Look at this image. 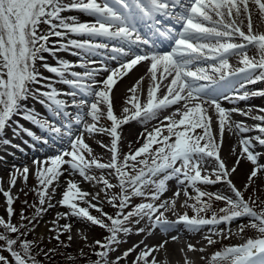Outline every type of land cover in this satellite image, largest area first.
Segmentation results:
<instances>
[{
	"label": "snow or ice",
	"instance_id": "6c2138e0",
	"mask_svg": "<svg viewBox=\"0 0 264 264\" xmlns=\"http://www.w3.org/2000/svg\"><path fill=\"white\" fill-rule=\"evenodd\" d=\"M72 10L94 17V22H81L76 17L62 15ZM157 16L174 19L180 25L179 30L166 27L163 30L158 28L154 33L173 42L170 50H151L156 48L155 41L143 39L137 28L140 20L155 19ZM254 17L257 19L255 24ZM155 22L160 23L159 20ZM41 24L47 25V29H41ZM259 24H264V0H71L67 4L64 0H0V134L4 133L13 117L19 115L39 126L45 135L35 136L18 121L17 132L23 131L43 145H49L50 141L51 146L60 145L56 154L43 161H34L38 165L39 203L33 205L35 214L32 218L24 216L22 212L21 219L27 220L28 225L34 228L33 221L54 206L53 199L61 177H68L63 181L65 187L58 201L67 211L57 213L49 231L54 232V239L60 241L61 235L72 228L70 223L61 225L60 220L70 218L86 220L106 228L110 235L104 242H94L100 250L95 253L99 259L92 264H108L107 257L113 250L112 245L120 242L119 233L131 231L126 225L134 216L139 218L135 223L147 217L152 221V227H160L164 231L178 223H183L190 231L212 226L209 228L211 234L205 237L208 245L216 243L212 236L227 239L233 235L230 227L218 229V225H230L237 218L248 216L251 218L250 224L241 225L237 234L243 233L245 227H251L258 235L247 238L243 243L217 250L209 258V264H264V208L257 211L252 206L255 201L251 197L245 200L243 192L230 178V174L237 171L245 157L254 166L245 188L249 187L258 173L264 171V164L258 163L260 153L255 151L257 144L264 146V114L252 115V108L226 109L221 103V100L234 103L246 101L250 96H264V90L242 91L249 84L264 81V31L258 30ZM70 36L85 38L73 39ZM53 37L57 39L53 40ZM109 41L113 43L109 44ZM141 45H151V49L141 53L138 51ZM249 47L257 50L258 58L248 55ZM60 51L71 52L80 59L74 62L64 60L58 56ZM45 53L55 58L54 64L48 63ZM232 55L240 57L242 66L233 68L229 63V56ZM98 56L103 59L96 67L97 61L92 58ZM105 60L119 63L116 68H109ZM143 61L150 64L148 71L151 83L147 100L142 104L136 95L137 87L133 86L129 90L133 95L125 101L131 108L124 107L122 115H117L114 111V86ZM37 62L40 67L55 74V78L63 84L70 85L72 90L57 89L52 83L53 78L39 71ZM76 67L85 70L73 71ZM102 72L108 75L98 81L96 77ZM161 89H164L163 95H157ZM63 95L71 96V106L77 109L74 119L66 124L50 123L46 119L42 122L43 118L29 111L24 104V101L34 98L41 104H47L55 117L65 118L69 116L66 111L69 105L60 98ZM77 96L80 98L77 99ZM101 105H106V112ZM172 106H176L173 114L164 117L167 123L142 135V145L124 155L121 162V136L118 131L121 126L130 120L148 122ZM256 111L264 113V108ZM233 113L250 117L259 123L250 127L244 122L233 121ZM213 114L219 128V143L212 131ZM105 115L111 122L110 127H97ZM86 116L91 117L92 123L85 120ZM73 124H83V129L73 132ZM226 127L241 136L240 154L230 169L220 155ZM165 131L167 134H164ZM253 131L260 135H241ZM85 132L110 135V162L102 163L92 155V148L84 140ZM66 137L68 148L63 146ZM0 142L10 144L7 139ZM153 145L156 147L153 148ZM210 164L215 179L208 174L202 175V170H206ZM129 167L132 171L127 170ZM93 168L113 170L119 193L108 196V191L117 185L110 183L104 175H90ZM15 172L27 181V166L22 171L16 168ZM69 173H78L85 180L103 184L102 191L108 203L118 209L115 216L93 203L100 198V193L93 195L84 191L68 176ZM173 179L183 187L188 200L196 202L191 205L188 200L184 202V206L196 212L195 216L189 217L184 213L175 221L169 220L165 212L175 209V199L155 203L167 190V182ZM222 181L229 185L234 197L206 192L197 187L198 184ZM16 182L17 175L11 174L9 189L6 191L0 186V193L6 198L8 217L7 220L0 217V226L5 230L0 233V241L4 242L0 245V252L7 251L12 264H38L32 252L34 241L8 235H27V231H21L26 225L17 226L11 221L14 214L11 188L15 187ZM149 186L154 189L150 194L145 192ZM189 187L195 196L189 194ZM179 195L180 188L174 193L176 197ZM134 196L146 197L150 202L139 203L125 213ZM212 200L224 202V207L219 208L218 212L212 210ZM46 204L47 207H44ZM90 209L101 213V217L92 215ZM209 211L210 217L201 215ZM102 217H106L110 224ZM138 231L143 232L144 229ZM68 240H72L71 235ZM166 243L154 247L145 245L132 264H140L141 261L143 264H158L152 253L163 249ZM17 245L20 251L14 247ZM188 250L204 251L192 244H188ZM133 251V248L128 249L123 257H128ZM54 252L55 249H49L44 255ZM120 259L117 257V262ZM0 264H10L8 257L0 254ZM185 264L191 262L186 259Z\"/></svg>",
	"mask_w": 264,
	"mask_h": 264
},
{
	"label": "rangeland",
	"instance_id": "374dc122",
	"mask_svg": "<svg viewBox=\"0 0 264 264\" xmlns=\"http://www.w3.org/2000/svg\"><path fill=\"white\" fill-rule=\"evenodd\" d=\"M41 29L46 30L47 25L41 24ZM138 72H134L130 75V80L136 75ZM258 91V90H255ZM261 101L264 103V97L261 98ZM224 108V105H222ZM230 107H228L229 109ZM169 109V108H168ZM104 110V109H102ZM259 114L258 112H256ZM212 114V113H211ZM264 114V113H260ZM213 119L216 121V117L213 114ZM248 119V118H246ZM104 121L102 123L97 124V126L100 127H110V121L106 119V115L104 116ZM88 123H92V120H86ZM239 121V120H238ZM143 127L140 132H138L137 136L133 138L132 141L125 142L122 146H119V155H120V161H123V156L128 154L130 151H134L136 148L140 147L144 140L142 139V135H145L146 132L152 131L155 127L157 126H162V124H166L167 122H164L162 120L156 122V124H152L151 122H143ZM248 126H252L256 123H259L258 121L255 120H248L244 122ZM198 132L200 131L199 129L197 130ZM214 135L217 138V142L219 143V128L218 132L215 130H212ZM164 134H167L166 131ZM257 135H260L259 133ZM256 136V135H255ZM249 137H254V136H249ZM84 140L85 142L92 148V155L97 157L100 162L102 163H108L110 162L111 159V152L109 151L110 147H107L105 144H102V140L100 137L96 136H89L84 135ZM101 140V141H100ZM66 141V142H65ZM64 141L65 145L68 142L66 139ZM92 141V142H91ZM98 144V145H97ZM257 149L255 148L256 152H259L261 156H259L258 163L264 164V146L256 145ZM66 148L69 147V144L65 146ZM156 145H153V148H155ZM59 148V147H58ZM235 151L233 149L227 148L226 147V142L225 139L223 138V142L220 148V155L221 158L225 161L226 166L230 169L231 167L234 166L237 157L240 154V147H234ZM57 150L54 152H50L44 156H42L41 161L45 160V158L52 156L56 154ZM38 156L34 158L33 160H29L28 162L25 163V165H20V170L27 166L30 169V172L28 173V178L27 181L25 182L24 178L22 175L19 173H16L17 175V182L16 185L17 187H14V191L12 192V196L14 198L13 202V209H14V214L11 217V221L13 224L20 226L21 224H24L27 222V220H22L21 219V213L23 212V215L29 218H32L34 214H30L28 216V211L32 208L33 202H35L37 205L39 203V196H38V191L40 189V186L38 188V191H35L36 186L38 184V180L36 177V171H37V164H34V161L38 160ZM131 164V162H129ZM254 166L251 164L250 161L246 159L241 160V163L239 167L237 168V171L235 173L230 174V178L235 184V186L243 192L245 200H249L251 197V200L255 201V204L252 205L257 211H259L260 208H264V171L258 173V176L253 178V181L250 183L249 187L245 188V184L249 183L248 181V176ZM128 171H132V169L129 167L127 169ZM208 174L211 176L212 179H215V176L212 174V165L210 164L206 170H202V175ZM72 173H69V176H71ZM90 175H94L99 177L100 175H104L105 178L109 180L110 183L113 185H117V187H114L113 189L108 191V196H111L113 194L119 193L120 189L118 187V180L115 176V173L113 170L109 169H96L93 168L90 172ZM90 186H92V190L94 189V195L96 193H100V198L98 200H94L93 203L98 204L104 212L108 213L109 215L115 216V213L118 211V209L114 208L111 204L108 203L107 197L105 196V193L102 191L103 189V184H97L95 181H89ZM10 184L6 186V191L9 189ZM197 187H199L201 190L210 192V193H219L222 195L226 196H232L234 197V193L231 191L229 185L226 182H217L215 184H198ZM180 188V195L178 197L174 196V193L177 191V189ZM154 189L152 186L150 188H146L145 192L146 193H151ZM12 191V188H11ZM88 192V191H86ZM188 192L190 195L195 196V192L191 187L188 188ZM29 193L28 196L26 194ZM26 196V200L23 199ZM175 199L176 205L174 210H169V212H172V215L174 216L173 219H177L179 215H182L184 213H187L189 217L195 216L196 212L191 208V207H186L184 206L185 200H188V197L184 195L183 192V187L177 184V181L175 179L169 180L167 182V190L163 192L160 195V198L155 201L156 204H161L164 201H172ZM205 200L207 197L204 198ZM251 200L249 201L251 203ZM179 201V202H178ZM27 202V203H25ZM144 202H150L146 197H132L130 204L128 207L125 209V213L131 211L135 205L139 203H144ZM178 202V203H177ZM193 203H196L194 200H188V204L191 205ZM212 205L213 208L212 210L217 211L219 208L224 207V202L222 201H215L212 200ZM47 204L44 206L46 207ZM2 207V208H1ZM6 198L2 195H0V217H4L6 220L8 219L7 213H6ZM5 210V211H4ZM62 211L65 212L67 211L66 208L62 207ZM163 211V209H161ZM90 212L92 215L95 216H100L101 213L97 212L95 209H90ZM44 214V213H43ZM43 214L38 218V220H34V228H29V234L31 236V240L35 242L32 252L36 257V260L38 261V264H78L81 261V257L85 256L82 260V264H92L93 261L99 259L95 255L96 251H99V246L96 245L94 242L96 240H100L102 242L106 241V238L110 235V233L107 230H103L102 227L98 225H94L91 222H88L86 220H80L77 218H70L69 223L72 225L71 231L70 232H64L61 237L60 241L63 242V244L60 241H57L54 239L55 233L50 232L48 229V232L45 235L39 234L37 231V224L40 220V218L43 216ZM203 216L210 217L211 216V211L207 213H201ZM106 218V217H105ZM139 219L138 217H132L128 224L126 225L131 229L130 232L128 233H119V243L113 244L112 245V251L109 252L107 261L108 264H128V260L132 252L129 254L128 257L124 258L123 253L127 251L130 248L134 249V255L135 251L137 250V246L141 243V241L146 240L147 238H150V240H153L151 237V234L153 231H155V227H152V221H150L147 217L140 219V223H135V221ZM107 220V219H105ZM251 221V218L248 216H243L237 218L235 221H233L230 225H225V224H220L217 226L218 229H227L228 227L231 228L233 235H231L227 239H222L219 236H212L214 240H216V243L213 245H208L206 239L203 241V243H199L197 239L194 237H190L187 235V233H193L195 231H190L184 224L181 225V231H183L185 234L182 235L185 237V239H182V244L178 245L176 243H171L167 242L168 244L171 243L174 245V249L176 251L178 250V255L179 257L175 258L173 256H170V252L165 248L160 249L159 251L153 252L152 255L158 259V264L161 262L162 264H185V260L187 259L188 261L191 262V264H197V259L199 258L198 254H195L196 251H189L188 250V244H192V242L197 243L201 248H206L207 253L204 255L205 261L207 264H209V258L211 255L216 252L217 250H221L225 246L229 245H235L239 243H243L244 240H246L249 237H256L258 235L257 231L251 227H245V230L243 233L237 234L239 227L241 225H249ZM110 224V221H107ZM212 226H203L200 230H203L204 232H209L207 236H209L211 233L209 231V228ZM52 228V227H49ZM139 229H144L143 232L138 231ZM79 230V231H78ZM101 231H107L104 234L100 233ZM5 230L3 229L2 226H0V233H4ZM8 235L11 238H18V234L15 233H8ZM72 236V240H68V236ZM86 237V239H85ZM237 237V238H236ZM162 240L161 243L165 242ZM4 244L3 241H0V245ZM68 245L66 248L67 250L63 251H56L55 254L57 255L56 261L55 257L51 256V261L47 260L50 255L45 256L44 253L48 252L49 249L58 248L64 245ZM221 244V245H220ZM61 245V246H60ZM166 245V244H165ZM193 245V244H192ZM156 245H152L151 247H154ZM17 251H20L19 246H14ZM165 247V246H164ZM144 247L142 250H144ZM62 249V248H61ZM81 250L83 254L81 253ZM209 250V251H208ZM38 251V252H37ZM140 252V250H137V255ZM167 252V253H166ZM0 254L4 255L5 257H8L10 264H12V258L10 254L7 251L0 252ZM59 254V255H58ZM69 256L67 257V255ZM170 254V255H169ZM136 255V256H137ZM197 255V256H196ZM136 256L134 259H136ZM170 256V257H169ZM71 257V259L69 258ZM121 257V259L117 262L116 258ZM172 257V258H171ZM151 259V257L149 258ZM170 259V261H169ZM131 264V263H129ZM140 264H143L141 261Z\"/></svg>",
	"mask_w": 264,
	"mask_h": 264
},
{
	"label": "bare ground",
	"instance_id": "6f19581e",
	"mask_svg": "<svg viewBox=\"0 0 264 264\" xmlns=\"http://www.w3.org/2000/svg\"><path fill=\"white\" fill-rule=\"evenodd\" d=\"M64 2L66 4L71 3V0H64ZM62 15L63 16L76 17L81 22H84V21L94 22V17H92L88 14L76 11V10L65 11L64 13H62ZM147 20H149V19L145 18L142 21H139V23L137 24V28L139 29V31L142 30V24H144ZM255 23H257L256 17H254V24ZM258 30L264 31V24H259ZM245 31H246V28H245ZM70 38L84 39L85 37L70 36ZM52 39L55 40L57 38L53 37ZM236 42H239V41H236ZM108 43L111 44L113 42L109 41ZM172 43H173L172 41H170L169 43H166L165 47L172 46ZM156 44H158V46H160V44L158 42ZM73 51H75V50H73ZM247 51H248V55L250 57H257L258 58L257 50L254 47H249V49ZM45 55L48 56V63H50V64L55 63L54 57L49 56L47 53H45ZM58 56L64 60L73 61V62L80 59L79 57H77L76 55H74L68 51H60L58 53ZM92 59L97 61V64L94 66L99 67V61L102 60L103 57L98 56V57H93ZM239 59H240V57L237 55L229 56V63L233 66V68L242 66L239 63ZM104 62L108 65L109 68H116L118 66V63H119L118 61H111V60H105ZM37 67H38L39 71L44 74V76L53 78L52 83L55 85V87L57 89H62L65 91H71L72 90L70 85H65L61 81L56 79L55 74H52V73L46 71L45 69H43L42 67H40L39 62H37ZM149 67H150L149 62L143 61L140 64H138L137 66H135L126 76H124L123 78L118 80L117 84L114 86V89H113L114 111L116 112L117 115H122V110L124 107H130L131 108V105L126 104L125 101L128 99V97L133 95V93L129 91L130 89L133 88V86L137 87L136 95L139 96L140 102L142 104L146 102L148 86L151 83L150 73H149V71H147L149 69ZM72 70L78 71V72H83L85 69L76 67V68H73ZM134 72H138L137 75H140L141 77L139 80H136L134 78H136L137 75H135L133 78L134 83H131V82H129V80H130L129 75L134 73ZM107 75H108L107 72H102L96 77V79L98 81L102 80V79L106 78ZM69 78H71V77L69 76ZM141 78H143V79H141ZM36 87H38V85H36ZM255 90H264V81H260V82H257L255 84H249L242 91L253 92ZM163 92H164V89H161L158 91L157 95L162 96ZM262 97H264V96H259V95L250 96L249 99L246 101H236L234 103L230 102V101L221 100V103L224 105H228V104L233 103V106H235L234 108H239V109H244V110H247L248 108H252L253 111L251 114L256 115V111H255L256 109L264 108V103L261 101ZM60 98L65 99L68 102V104H70V102L72 101V97L68 96V95H63ZM77 98H80V97L77 96ZM24 104H26L27 109L29 111H34L38 117L43 118L42 122L44 119H46L50 123L59 122L61 124H65V122H69L70 120H73V117L75 116L74 114L71 113L72 109L76 110V113H77V109L75 107L71 106V104H70L66 109V111L69 113V116L62 118L64 122H61L60 120H57L56 117L52 113H50L47 104H41L34 98H29L28 100L24 101ZM101 108L104 109V111L106 112V105H101ZM175 108H176V106H172L169 109H166V110L159 112L157 114L156 118H154L148 122L155 124L156 122H158L160 120H164V117L171 116L173 114V112L175 111ZM87 118H90V117L86 116L85 119H87ZM246 118H248V119H246ZM249 119L253 120L250 117H246V116L240 115L238 113L232 114V120L233 121L239 120L241 122H244V121L249 120ZM17 121L19 122L20 125H22L26 129H30L33 133L36 131H42L44 133V131L39 126H37L36 124H34L28 120H25L21 116L17 115V116L13 117L12 121L6 127L4 133L0 134V141H2L3 139H7L10 141V144H3L2 142H0V186H2L5 190H6V186L9 185L10 175L16 174L15 169L16 168L20 169L19 168L20 165H25V163L28 162L29 160H31V158L35 154L30 149V144L33 142L32 136L27 135L23 131L17 132V130H16V122ZM143 124H145V123L141 122L140 120H130L127 124H123L121 126V128L118 130L120 132V136H121V139L119 141V146H122L125 142L132 141L133 138H135L137 136L138 132H140V130L142 128H144ZM73 126L75 127L73 132H79L83 129V124H81L79 126H76L75 124H73ZM97 127H100V126H97ZM212 130H215L218 132V124L216 123L215 119H213ZM257 134H258V132L253 131V132H249V133H243L241 135H243V136H255ZM84 135H88V139H89V136L90 137L91 136H96V137L98 136L101 138L102 144H105L107 147H110L111 137L107 133L97 132L94 134H89V133L85 132ZM223 138L225 139L227 148L235 149L234 147H237V146L240 147L239 146V140H240L241 136H238L236 134L235 130L229 131L226 127ZM43 151H46L45 147L43 148ZM28 154H31V155L28 156ZM4 162H8L9 165L5 166L6 164ZM29 172H30V169H29ZM68 176H69V174H68ZM70 177L72 179H74L84 191H88L89 193L94 195V189L92 190V186H90L89 182H87V180H85L83 177H81L78 173H72V175ZM66 178H68V177H61V182L59 183V185H57V192H56L55 197L53 199L54 206L51 208H48L47 211L44 212L43 216L40 218V220L37 224L38 225L37 231L39 232V234L45 235L48 232L49 227H53L52 221L56 220L57 213L63 212L62 207L58 204V201L61 198V192L63 191V189L65 187L63 181ZM15 187H17V185H15ZM13 191H14V187H12L11 194ZM0 195L3 196L2 193H0ZM165 216L169 220H173V217H174L172 215L171 211L165 212ZM69 221H71V220H69V219L68 220H60V224L62 225L63 223H69ZM158 230H159V232L163 231L160 227H158ZM169 230H171L173 232H179V234H181V236L184 235V233L181 231V225L179 223L175 224ZM161 239L162 238L159 235L158 238H153V240H150V238H147L144 241L142 240L141 243L137 246L138 247L137 250L139 249L141 251L142 248L144 247V245H147L149 247H151L152 245L158 246L162 242V241H160ZM199 239H200V241L203 240L202 238H199ZM164 240H166V239H164ZM192 244L195 246L196 249L201 248L195 242H192ZM173 247H174L173 244L166 243L164 249L166 248L170 252V254H172V255L169 254L170 256L178 258L179 257V255L177 254L178 250L176 251V249H174ZM203 249H204L203 252L198 251V250L195 252V254H198V256H199V258L197 259V264H207L206 261L208 259L205 261L206 257L204 256L207 253V249L206 248H203ZM137 250L135 251V255L133 253L134 251L130 255L129 260H128L129 263L132 264L133 260H135L134 257L137 255ZM84 257L85 256H82L80 258L81 261L78 264H82V260ZM201 257H204V258L202 259ZM156 260H158V259H156ZM169 261H170V259H169ZM159 264H162V263L159 262Z\"/></svg>",
	"mask_w": 264,
	"mask_h": 264
},
{
	"label": "trees",
	"instance_id": "16d2710c",
	"mask_svg": "<svg viewBox=\"0 0 264 264\" xmlns=\"http://www.w3.org/2000/svg\"><path fill=\"white\" fill-rule=\"evenodd\" d=\"M29 212H31L32 213V211H29ZM102 218H104V219H106L105 217H102ZM105 222L106 223H108L107 222V220H105ZM22 225V224H21ZM23 225H26L27 227L26 228H21V231L23 232V231H27V235L26 236H24V237H19L20 239H27V240H29V241H32L31 240V236H30V234H29V228H30V225H28V222H26V223H24ZM103 230H107L106 228H102ZM105 232H107V231H102V233L104 234ZM61 246V245H60ZM62 248V249H61ZM53 249H55L56 251H63V250H67L68 251V249L65 247V246H61V247H56V248H54L53 247ZM38 252V251H37ZM56 252H54V253H49V255H50V257L47 259V260H49V261H51L50 259H51V256H53V257H55V260H52V261H56V258H57V255L55 254ZM59 255V254H58ZM69 256V254L67 255V257Z\"/></svg>",
	"mask_w": 264,
	"mask_h": 264
}]
</instances>
